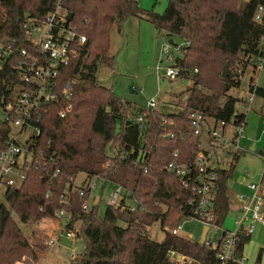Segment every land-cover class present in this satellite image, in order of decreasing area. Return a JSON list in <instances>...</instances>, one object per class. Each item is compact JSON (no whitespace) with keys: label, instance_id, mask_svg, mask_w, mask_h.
Listing matches in <instances>:
<instances>
[{"label":"trees","instance_id":"1","mask_svg":"<svg viewBox=\"0 0 264 264\" xmlns=\"http://www.w3.org/2000/svg\"><path fill=\"white\" fill-rule=\"evenodd\" d=\"M54 2L0 0V36L14 38L19 47L32 51L24 24L28 19L43 20ZM138 2L63 0L68 14L72 13L70 25L86 40L76 46L77 56L62 69L60 77L77 80L72 109L61 117V103L46 106L37 123L40 135L31 145L33 156L26 164L25 179L17 188H5V204L0 205V264H38L36 250L47 249L44 232L31 235L33 247L18 223L35 224L52 218L60 207L68 180L80 173L87 179L99 177L100 198L85 211L82 205L89 199V192L84 190L82 200L76 191L70 195L69 228L78 226L84 244L70 264H178L170 261V252L195 264H219L218 250L164 231L170 211L179 212L178 219L192 216L186 207L191 193L184 191L180 178L164 167L172 160L192 165L200 149L198 138L189 130L190 110L197 109L206 117L227 122L239 123L246 118L236 112L240 99L227 92L240 86L232 72L236 62L243 60L245 65H252L264 53V26L253 21L256 7L264 8V0H247L240 9L238 0H168L162 13L144 10ZM27 13L30 17L25 18ZM130 16L147 19L169 40L176 37L185 41L182 56L175 55L173 61L183 69L180 78L191 82L180 110L136 106L98 81L99 65H113V56L107 54L111 29L117 26L120 30ZM172 44L178 43L172 40ZM226 62L229 71L222 78ZM248 90L264 98V87L254 84L252 77ZM136 115L142 116V124L135 120ZM8 131L6 126L0 128V149ZM169 133L173 136L169 137ZM174 150L178 151L176 159L172 156ZM242 154V150L235 152L229 170L216 169L218 179L212 190L218 227L229 213V182ZM107 163L110 164L105 167ZM56 169L59 174L54 179ZM112 185L124 189L125 199L119 208L105 204L101 213L102 194ZM157 222L163 232L160 241L153 240L147 232ZM249 238L243 234L238 237L236 259L242 258ZM260 259L261 252L255 264H260Z\"/></svg>","mask_w":264,"mask_h":264},{"label":"built area","instance_id":"2","mask_svg":"<svg viewBox=\"0 0 264 264\" xmlns=\"http://www.w3.org/2000/svg\"><path fill=\"white\" fill-rule=\"evenodd\" d=\"M67 17L68 12L63 6V0H55L53 8L46 13L43 20L28 19L24 28L32 44V51L26 47H19L14 38L0 36V90L4 89V92L0 93V128L3 126L9 128L5 144L0 149V187L17 188L23 183L26 164L33 156L31 145L40 135L37 123L40 122L46 106L54 102L61 103L62 110L59 112L61 117L72 109L71 99L77 80L75 78L60 80V77L63 74L62 69L77 56L76 46L85 43L86 40L85 35L79 34L77 29L70 25V21L67 22ZM253 21L264 26L262 5L256 7ZM262 44L264 45V38ZM161 51L164 53L165 60H159L157 73L159 74L162 70V74L169 80L180 78L183 69L173 64L175 55L171 44L165 43ZM251 66L256 72L263 71L264 53L256 58ZM194 71L196 72L197 69L195 68ZM234 71V75L240 79L242 70L235 69ZM248 98H254V93L249 90ZM157 105L158 100L154 96L146 102L147 108H157ZM246 106L239 111L236 110L237 114L246 116ZM188 119L190 121L189 130L200 143V149L194 162L192 165H187L172 160L164 167L168 173L180 178L184 191L191 193L186 207L191 210L192 216L183 218V222H179L173 228H164V231L172 235H178L187 220H195L202 226L208 227L207 234L212 229L214 231L220 228L216 225L213 214L215 195L212 188L218 179L216 171L218 168L212 164L213 156L217 151L231 148V160L219 168L223 171L229 170L235 152L240 150L239 139L243 137L246 125V118L239 123H235L234 120L227 122L213 118L214 122L209 124L210 117L204 116L197 109L189 111ZM135 120L143 123L141 115H136ZM228 126L234 129L229 136L226 130ZM168 136L172 137L173 134L169 133ZM205 137L208 139V145L204 148ZM172 156L176 159L178 151L174 150ZM109 164L107 163L105 167ZM58 174L59 169H56L53 178L56 179ZM99 180L98 176H94L87 179L83 185H78L76 178L68 180V186L63 189L59 200V209L52 218L40 222V230L44 232V244L47 249L59 246L61 239H68L72 243L82 241L78 226L74 225L73 228H69L71 222V212L68 210L70 195L76 191L82 200L85 198V191H88L89 199L82 205V209L87 211L91 205L89 204L90 195L96 190ZM260 185V183L247 184L246 188L249 193L235 196L237 205L234 232L223 230L220 238L214 243L204 239L205 247L218 250L216 258L219 264L244 263L243 257L236 259L234 255L238 237L240 234L251 237L257 226L264 227V199L260 195ZM111 187L106 204L119 208L125 199V191L119 185ZM131 210H134V207H131ZM79 254L73 248L69 255L70 261H73ZM168 256L170 261L173 259L177 261L175 253L170 252Z\"/></svg>","mask_w":264,"mask_h":264},{"label":"rangeland","instance_id":"3","mask_svg":"<svg viewBox=\"0 0 264 264\" xmlns=\"http://www.w3.org/2000/svg\"><path fill=\"white\" fill-rule=\"evenodd\" d=\"M138 1L140 8L154 10L157 13H162L168 2V0ZM246 1L243 0V2ZM172 40L178 43L177 45L171 44L174 55L182 56V46H185V41L179 38L177 39L176 37H172ZM109 41L110 46L107 54L108 56H113L114 61L112 66L105 64L99 65L97 78L101 85L111 88L116 95L133 102L136 106H145L147 100L154 96L158 100L157 107L161 106L174 111L180 110L183 107L190 93L189 88L191 87V82L184 78L169 80L162 74V70L159 71V74L157 73L158 70L156 68L159 60H165L164 53L161 51L162 46L165 43L170 45L169 37L164 32H159L147 19L130 16L125 19L120 30L117 26L112 27ZM251 61L253 60L251 59ZM235 69L242 70L239 79L240 86L231 88L227 94L240 99L236 105L237 111L247 106L245 108L246 125L244 134L239 139V147L244 151L235 164L234 174L232 181L229 182V187L235 184L233 191H236V188L237 190L245 191L247 184H259L264 173V156L259 155V150H264V98L255 97V99H249L247 84L249 83L248 79L250 75H252L254 83L260 87H264V70L260 72L253 71L252 73L251 70H254V68L250 64L245 65L243 60L236 62ZM232 72L234 74V69ZM221 99L223 98L221 97ZM228 127L229 130L233 129L232 126ZM252 144H255V150L250 152L249 148ZM86 180V175L83 173L78 174L76 177V183L78 185H83ZM100 187L101 183L98 181L96 190L90 195L89 204H96L100 198ZM111 188V186L107 187L102 194L103 205H101V213L104 211V205L107 202ZM4 192L5 187L1 186L0 205L5 204ZM262 192L264 194V180H262ZM229 200V213L219 229L214 231L212 229L205 235L206 240H211L214 243L220 238L223 230L234 232V217L230 211L233 198L229 197ZM234 207L235 204L232 208ZM178 215L179 212L170 211L166 228H173L179 222H183L182 219H178ZM13 218L18 223L15 216ZM18 225L27 237L29 243L34 247V241L31 235L37 231L40 234V223H30L27 225L18 223ZM202 227L195 220H187L183 224L179 234L188 240L200 242ZM147 232L153 240L160 241L163 238V232L160 230L159 222L147 228ZM43 240L45 243V238ZM83 246L82 241L72 243L68 239H61L57 247L48 248L44 251L36 250L38 256L37 263L70 264L72 262L69 257L71 250L75 248L80 253ZM259 252H261L260 264H264V227L262 226L256 227L254 234L249 238V242L243 249V256L248 259L247 264H252ZM22 261H24V258ZM172 262L178 264H195L184 257L177 261L173 259Z\"/></svg>","mask_w":264,"mask_h":264},{"label":"crops","instance_id":"4","mask_svg":"<svg viewBox=\"0 0 264 264\" xmlns=\"http://www.w3.org/2000/svg\"><path fill=\"white\" fill-rule=\"evenodd\" d=\"M251 69V68H250ZM252 71V73H253V71L254 70H251ZM251 77H252V75H250V77H249V79H248V82H249V80L251 79ZM248 84V83H247ZM257 85V84H256ZM255 97L256 96H254V99H255ZM208 121H209V124H212L213 122H214V119L213 118H210V119H208ZM229 127H227V135L229 136V135H231V133L233 132V130L234 129H232V130H229L228 129ZM207 142H208V139L205 137L204 138V141H203V147L205 148L208 144H207ZM251 147V146H250ZM230 149L231 148H229V149H226L225 151H217V152H215V155L213 156V161H212V164L215 166V167H217L218 169L220 168V167H223L227 162H229L230 160H231V151H230ZM250 149V148H249ZM240 150H242V151H244L243 149H240ZM255 150V149H254ZM253 150V151H254ZM239 151V150H238ZM253 151H251L250 150V152H253ZM259 151H261V150H259ZM263 151V155L262 156H264V150H262ZM234 169H235V167H234ZM233 174H234V172H233ZM233 177V176H232ZM262 180H264V173L262 174V177H261V181H260V195L262 196V198L264 199V194H263V192H262ZM230 181H232V178H231V180ZM233 186L235 187V184H233V185H230V187H229V191H228V193H229V197L230 198H233V203H232V206H231V209H230V211L232 212V214H233V217L235 216V214H236V211H235V209H236V205H237V203H236V201H235V196L237 195V194H248L249 193V191L247 190V188H245L246 190L244 191H240V190H237V188H236V191H233ZM235 204V207L234 208H232L233 207V205ZM179 218V217H178ZM203 227H205V226H203ZM203 227H202V232L201 233H203ZM226 231V230H225ZM207 232H208V230H207ZM207 232H206V234H207ZM183 237V236H182ZM183 238H185V237H183ZM192 241V240H191ZM200 241H201V239H200ZM200 243V242H199ZM200 244H202V243H200ZM242 257L244 258V263H242V264H247V261H248V259L247 258H245L244 256H243V254H242ZM182 257H178L177 256V260H179V259H181ZM255 260H256V257H255V259H254V261H253V263L252 264H255Z\"/></svg>","mask_w":264,"mask_h":264},{"label":"water","instance_id":"5","mask_svg":"<svg viewBox=\"0 0 264 264\" xmlns=\"http://www.w3.org/2000/svg\"><path fill=\"white\" fill-rule=\"evenodd\" d=\"M242 3H243V0H238V9H240ZM28 17H30V14L29 13L25 14V18H28ZM71 18H72V13H69L68 17H67V22H69L71 20ZM169 43L172 44V40L171 39L169 40ZM228 68H229V63L226 62L225 65H224L223 71L221 73V77L222 78H226L227 77ZM254 149H255V144H252L249 150L253 151ZM259 155H261V156L263 155V151L262 150L259 151ZM207 230H208V227H206V226L203 227V233H202V236H201L200 243H203ZM178 257H180V256H178Z\"/></svg>","mask_w":264,"mask_h":264}]
</instances>
